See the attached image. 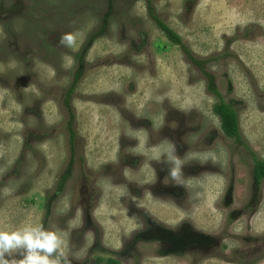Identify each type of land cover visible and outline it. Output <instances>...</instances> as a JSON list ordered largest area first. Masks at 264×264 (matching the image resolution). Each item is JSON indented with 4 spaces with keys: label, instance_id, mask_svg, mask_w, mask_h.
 Segmentation results:
<instances>
[{
    "label": "rangeland",
    "instance_id": "rangeland-1",
    "mask_svg": "<svg viewBox=\"0 0 264 264\" xmlns=\"http://www.w3.org/2000/svg\"><path fill=\"white\" fill-rule=\"evenodd\" d=\"M208 76L248 150L225 134ZM171 143L183 185L165 182ZM253 155L264 160V0H0V231L60 230L72 264H264ZM147 221L194 223L199 236L175 246L210 252L157 256Z\"/></svg>",
    "mask_w": 264,
    "mask_h": 264
},
{
    "label": "clouds",
    "instance_id": "clouds-1",
    "mask_svg": "<svg viewBox=\"0 0 264 264\" xmlns=\"http://www.w3.org/2000/svg\"><path fill=\"white\" fill-rule=\"evenodd\" d=\"M77 33L67 32L60 36L59 43L74 48ZM171 166L169 179L181 184L184 160L176 155L175 146L162 153ZM161 159V158H160ZM71 226V225H70ZM66 242L60 230L46 229L37 223H26L13 230L0 231V264H72L65 252ZM17 255L21 258L17 259Z\"/></svg>",
    "mask_w": 264,
    "mask_h": 264
},
{
    "label": "trees",
    "instance_id": "trees-1",
    "mask_svg": "<svg viewBox=\"0 0 264 264\" xmlns=\"http://www.w3.org/2000/svg\"><path fill=\"white\" fill-rule=\"evenodd\" d=\"M150 2V1H148ZM151 5V6H150ZM149 13L151 18L156 22L158 27L165 33V35L175 44L181 45L184 47V44L181 40V38L172 30L170 29L160 18L157 17L155 14L154 8L152 4H149ZM186 50V47H184ZM190 56V55H189ZM82 59H80L81 61ZM80 63V67L77 69L74 75V79L72 80V84L69 87L66 96H65V106L66 108L70 105V100L72 97V94L74 93L76 87L80 83L79 81L82 79V63ZM210 83V91L218 98L219 102L215 105L214 111L215 113L220 117L222 128L225 132V134L232 138L236 143H244L243 136L241 134L240 130V120L239 115L233 105V103H228L223 99L222 93L216 86L214 80L210 78V76L207 77ZM75 117L74 114L70 111V118L68 121V132H69V141L71 144V150L74 151V145H72L75 142L76 139V131L74 127ZM244 146V145H243ZM245 147V146H244ZM248 147V146H247ZM249 149V148H248ZM253 161H254V177L255 180L259 183L264 180V160L258 158L256 155H253ZM69 175L66 174L62 177L60 182V190L63 188V185L68 180ZM117 264V263H116Z\"/></svg>",
    "mask_w": 264,
    "mask_h": 264
},
{
    "label": "flooded vegetation",
    "instance_id": "flooded-vegetation-1",
    "mask_svg": "<svg viewBox=\"0 0 264 264\" xmlns=\"http://www.w3.org/2000/svg\"><path fill=\"white\" fill-rule=\"evenodd\" d=\"M234 143L238 144V145H240V144L244 145L245 149H247V150L249 148V147H247L246 143H240V144L236 143V142H234ZM253 168H254V165H253ZM254 181L256 182V184L260 185L264 180L259 183L258 181L255 180V177H254ZM255 193H254V191H252V202L255 198V195H256ZM256 202H257V200H255L253 203L256 204ZM258 202H259V200H258ZM255 204H253V206L247 205V207H245V212L247 213L249 211H252V212H250L251 214L255 213L258 210L257 206L254 207ZM251 209H253V210H251ZM226 220H228V217ZM146 223H147L146 224L147 229L154 236L153 241H155V239H156L160 243V245L158 244L157 250H156L157 256L158 255H160V256H162V255H168L169 256L170 255V256H173L175 258H178V257H180V255H182V253L188 252L190 249L203 248V250H206V248H208V246H209V245H207V243H202L200 245V244H197V242L191 244L189 247H186V245H184V244H180V245L175 246L176 242H178V241H179V243L181 242V238L184 237V234H186V231H191L192 233L194 231L196 233V234L193 233L194 237L199 236L198 229L195 227L194 223L182 222V223H178L176 225L168 224V223H164V222H149V221H147ZM219 246H220V244H219ZM209 250L210 249L208 248V252H210ZM159 251H162L163 254L158 253ZM252 254H254V252H252ZM217 256H219V255H217Z\"/></svg>",
    "mask_w": 264,
    "mask_h": 264
}]
</instances>
